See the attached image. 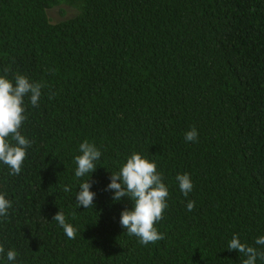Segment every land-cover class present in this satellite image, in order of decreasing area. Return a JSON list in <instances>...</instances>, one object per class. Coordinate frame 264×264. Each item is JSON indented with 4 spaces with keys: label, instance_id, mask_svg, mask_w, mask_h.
<instances>
[{
    "label": "trees",
    "instance_id": "1",
    "mask_svg": "<svg viewBox=\"0 0 264 264\" xmlns=\"http://www.w3.org/2000/svg\"><path fill=\"white\" fill-rule=\"evenodd\" d=\"M59 6L78 14L52 23ZM4 70L44 88L37 106L25 101L22 172L0 164L12 201L0 264L12 249L16 264H242L226 249L232 236L264 235V0H0ZM84 140L102 152L89 209L75 203ZM133 152L155 160L169 188L163 239L146 246L119 223L132 202L106 190ZM59 209L74 239L52 220Z\"/></svg>",
    "mask_w": 264,
    "mask_h": 264
},
{
    "label": "clouds",
    "instance_id": "2",
    "mask_svg": "<svg viewBox=\"0 0 264 264\" xmlns=\"http://www.w3.org/2000/svg\"><path fill=\"white\" fill-rule=\"evenodd\" d=\"M44 85L32 81L28 76L15 74L12 77L0 74V164L7 165L10 174L19 175L32 146V141L21 134L23 122L26 120V99L32 106H37L42 96ZM198 130L193 127L185 133L187 142H194ZM79 155L74 157L76 168L74 176L80 180L75 193L76 207L89 209L93 206L97 193L93 190L90 178L97 169L102 152L95 142L84 140L78 146ZM87 177V179H83ZM176 182L185 197L193 190L190 174L177 175ZM72 190L71 185L64 187L65 192ZM106 190L112 192L113 200L119 202L128 198L132 202L130 208H125L120 214V225L128 235L136 236L139 243L148 245L163 239V234L156 224L163 219L168 208L169 188L164 177L158 171L155 160L139 152L130 154L116 172H111L110 182ZM194 201L187 203L188 211H192ZM12 201L7 194L0 192V218L6 217ZM63 229L69 239L76 237L79 229L66 219L65 213L59 211L52 218ZM229 251L237 250L244 259L242 264H264V235L255 239L254 245L242 242L239 234H234L227 244ZM0 245V253H3ZM17 251L12 249L6 253L10 264H16Z\"/></svg>",
    "mask_w": 264,
    "mask_h": 264
},
{
    "label": "rangeland",
    "instance_id": "3",
    "mask_svg": "<svg viewBox=\"0 0 264 264\" xmlns=\"http://www.w3.org/2000/svg\"><path fill=\"white\" fill-rule=\"evenodd\" d=\"M78 11L68 6L55 7L48 11L49 19L52 23H59L77 16Z\"/></svg>",
    "mask_w": 264,
    "mask_h": 264
}]
</instances>
